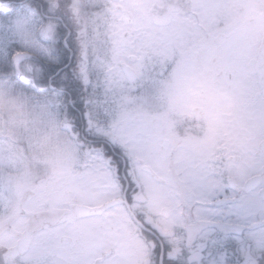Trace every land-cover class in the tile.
Segmentation results:
<instances>
[{
    "label": "snow or ice",
    "instance_id": "snow-or-ice-1",
    "mask_svg": "<svg viewBox=\"0 0 264 264\" xmlns=\"http://www.w3.org/2000/svg\"><path fill=\"white\" fill-rule=\"evenodd\" d=\"M242 5L260 18L251 31ZM85 7L12 0L20 11L0 30V104L12 109L0 123V224L17 226L0 227V264H133L132 230L149 264H177L184 252L145 234L167 238L135 211L154 202L189 264H264V0ZM69 17L72 58L57 46ZM24 144L49 150L58 171L28 173Z\"/></svg>",
    "mask_w": 264,
    "mask_h": 264
},
{
    "label": "rangeland",
    "instance_id": "rangeland-1",
    "mask_svg": "<svg viewBox=\"0 0 264 264\" xmlns=\"http://www.w3.org/2000/svg\"><path fill=\"white\" fill-rule=\"evenodd\" d=\"M82 3L86 5L85 11L89 13L98 12L100 9L97 7V5H104L106 3V0H82ZM20 9H17L16 12H10L7 7H5L0 2V30H6L7 27L10 25L11 21L15 19L17 13H19ZM237 19L239 23L249 31L253 30L257 24L260 22V18L257 16L255 11L247 6H241L237 10ZM17 42H13L9 45L8 50H12L16 46ZM27 110L29 112L32 111L31 105L28 106ZM12 109L7 104H0V123L6 121L11 114ZM0 135H6V133H0ZM14 147L16 145H13ZM62 147V145H60ZM20 150L24 153V159H23V167L24 169L30 173L32 176L35 177H43L48 174H51L53 172L58 171V168L54 164L50 151L40 150V149H33L28 147L26 144L20 146ZM31 194V190L27 191L25 193V196ZM144 210L146 212L149 218L156 219L159 221V211L161 207L157 203H152L149 205H145L143 207L137 206L136 210ZM164 224H167L169 226H172L169 222H162ZM14 224V223H13ZM13 226V225H12ZM13 230L8 231H16L17 226L14 224ZM128 240L125 239L124 243H126ZM127 245V244H125Z\"/></svg>",
    "mask_w": 264,
    "mask_h": 264
},
{
    "label": "flooded vegetation",
    "instance_id": "flooded-vegetation-1",
    "mask_svg": "<svg viewBox=\"0 0 264 264\" xmlns=\"http://www.w3.org/2000/svg\"><path fill=\"white\" fill-rule=\"evenodd\" d=\"M126 189L130 190V194L132 189L126 187ZM128 190V191H129ZM163 209L161 208L159 211V216L158 218L160 219L157 221L156 219H151L149 218L146 212L144 210H136L137 212H143L146 214L147 219H149L156 228L160 230L161 233L166 234V240L161 239L160 235L157 233L153 232L151 228L147 224H144V230L145 234L151 233L153 237L157 240L158 243H160L162 246L168 242L171 244L172 248H179L181 249L184 254L179 255L174 253L173 256L170 258L173 261H176L177 264H189V257L191 255V252L187 249V243L183 237V235L180 233V231L172 226H169L167 224H164L162 222H169L167 215L163 214ZM208 248L202 253V256L208 260H210L212 257L209 255V252H215L216 251V246L212 242V238L208 240ZM127 244V245H125ZM124 250L128 254V256L131 258L133 261V264H149L147 260V253L144 247V235L140 234L139 232L132 230L128 233V240L126 243H124ZM136 258H138V261L136 262ZM151 264H159L158 260H154L151 262Z\"/></svg>",
    "mask_w": 264,
    "mask_h": 264
},
{
    "label": "trees",
    "instance_id": "trees-1",
    "mask_svg": "<svg viewBox=\"0 0 264 264\" xmlns=\"http://www.w3.org/2000/svg\"><path fill=\"white\" fill-rule=\"evenodd\" d=\"M5 7L9 9V5L11 4L12 0H1ZM60 0H56V3L59 4ZM59 34L57 38V46L60 49L66 51L70 58L73 56L74 51H78V42H77V31L78 25L75 21H73L70 17L67 19H62L59 21ZM66 40L68 44H66ZM81 109L83 110V101H80ZM13 223L12 222H5L0 224L5 230H13Z\"/></svg>",
    "mask_w": 264,
    "mask_h": 264
},
{
    "label": "water",
    "instance_id": "water-1",
    "mask_svg": "<svg viewBox=\"0 0 264 264\" xmlns=\"http://www.w3.org/2000/svg\"><path fill=\"white\" fill-rule=\"evenodd\" d=\"M165 213V212H164Z\"/></svg>",
    "mask_w": 264,
    "mask_h": 264
}]
</instances>
